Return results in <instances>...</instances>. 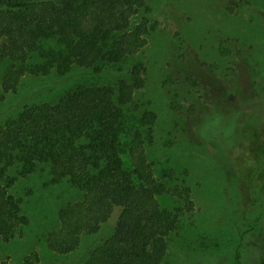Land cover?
Listing matches in <instances>:
<instances>
[{
    "label": "rangeland",
    "instance_id": "obj_1",
    "mask_svg": "<svg viewBox=\"0 0 264 264\" xmlns=\"http://www.w3.org/2000/svg\"><path fill=\"white\" fill-rule=\"evenodd\" d=\"M149 3L155 29L138 56L148 66L138 97L158 114L149 156L172 190L161 202L185 210L169 237L166 264H264V0ZM7 65L0 60V124L25 105L56 102L77 84H103L123 75L98 76L80 68L65 76L26 75L3 99ZM217 130L223 134H214ZM248 174L255 176L258 196ZM184 190L191 208L176 194ZM11 192L21 198L28 223L10 241L0 238V264H25L34 252L38 264H85L111 236L121 212L115 207L96 234L59 255L49 248L47 234L58 228L59 210L82 192L68 180L53 183L44 165L19 176Z\"/></svg>",
    "mask_w": 264,
    "mask_h": 264
},
{
    "label": "trees",
    "instance_id": "obj_2",
    "mask_svg": "<svg viewBox=\"0 0 264 264\" xmlns=\"http://www.w3.org/2000/svg\"><path fill=\"white\" fill-rule=\"evenodd\" d=\"M152 10L149 0H0V60L8 62L3 99L26 75L65 76L76 68L123 74L108 83L77 84L54 103L25 105L0 124L1 239L10 241L28 223L11 188L44 165L53 183L68 180L82 192L59 210V226L46 237L52 251L74 252L119 207L111 236L85 264H166L169 237L185 210L161 202L172 190L149 156L158 114L138 97L148 80L138 56L155 29ZM248 176L254 186L255 176ZM39 260L34 252L25 264Z\"/></svg>",
    "mask_w": 264,
    "mask_h": 264
}]
</instances>
